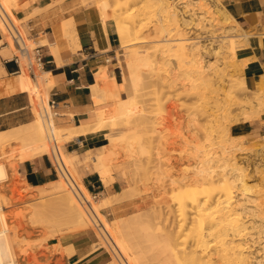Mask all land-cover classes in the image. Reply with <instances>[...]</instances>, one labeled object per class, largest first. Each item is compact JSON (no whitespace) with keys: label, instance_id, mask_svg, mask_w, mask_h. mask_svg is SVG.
Here are the masks:
<instances>
[{"label":"rangeland","instance_id":"obj_1","mask_svg":"<svg viewBox=\"0 0 264 264\" xmlns=\"http://www.w3.org/2000/svg\"><path fill=\"white\" fill-rule=\"evenodd\" d=\"M80 1L84 5H92L98 10L94 3L89 2L90 0ZM129 1L131 0H109L108 11L119 13L118 11L130 7L128 12H132L134 18L143 19L142 22L143 24L145 23L143 27L144 32L140 35L142 41L139 40L130 46H122L120 39L115 33L114 21L112 19L107 21L106 24L113 39L110 54L113 56L112 60L114 63L108 61L106 66H99L93 71L94 78L100 80L98 81L97 88L95 87L94 89V87L90 85L94 107L89 114L97 113L102 109L105 110L106 115H111L112 109V114L114 113L113 107L116 102L115 97L114 99H112V97L110 100L108 94L103 93L100 90V87L108 86L111 90L117 89L118 97L129 98L132 117L130 116L131 118L128 121L126 119L120 120V122L114 121V124L112 123L104 128L89 129L93 131L103 129L99 146L94 149H88L80 155L73 156L74 158L72 159V162L71 159L65 161L66 168L69 166L67 169L68 171H66L70 173V176H68L66 171H63L64 174L67 175L65 176L67 181L72 183L73 186L70 184L72 187L75 185L74 180L79 176L82 180L85 171H97L100 174L103 181V187L97 189V191H92L88 188L90 194L86 193L83 195L89 200L90 204L95 202V204L99 205V212L95 214L96 216H92H94V220H100L96 221L98 224L101 222L106 227L109 236L114 241L112 247L116 254H118L117 258L113 256L108 247V249L106 248L101 236L98 234V227L89 220V217H85V222L81 225L67 222L64 217L65 214L61 210L52 208L50 211H44L42 204L44 202H51L54 199L52 198L54 194L42 197L39 196L41 195V190L39 189H44L42 192L49 193L50 184L44 183L38 187L33 186V188L25 187L23 183L25 179L23 178L22 162H19L20 159L18 157L19 151L22 149L21 147H24L23 145L26 141L10 139L0 146V163L5 162L7 164L6 168H8L6 169V177L4 178L3 176V178L1 177L0 179V199L3 204V212L7 218L9 226L8 231H10V233L14 232V235H12L13 243L15 242V252L18 256V264H51L52 261L50 260L48 263L40 262V256L46 254L45 250L66 254L67 247L61 245L62 238L83 234H86L93 239L94 247H99L103 250L106 260L105 264H119L117 259L121 260L122 264H164L166 257H170L172 246V241L170 240V244V241L165 238V233L167 231H174L176 228L175 225H177V219L171 208L174 206V201H172L170 196L172 188L171 179L175 178L174 180H178L182 176L191 175L190 170L192 172L193 165H195L194 157L198 153L201 154V156L203 154H206L207 156H209V154L211 156L214 154L213 156L215 157V155L217 156V154L224 149L222 153L228 158V161L226 160V162L231 163L235 160L234 162H237L236 166H241L244 169V179L247 184L246 186L250 188L249 193L252 196L251 199L262 205L261 207H263L264 210V204H262L264 203V138L262 137L264 132L258 130L239 132L236 129L237 126L243 122H253L255 120H259L264 127V119H261V113L264 112V104L261 105V103L257 102V104L254 105V103L251 102L256 96L254 92L258 91L260 88L264 89V84L260 85L256 83V88L253 90L242 87L241 82L242 80L244 81L242 73L243 60L239 59L237 54L241 48L247 45L248 37L256 32L258 20L246 27L237 17H235L231 10V6L239 0H217L218 4L222 5L232 18L236 20L230 22L232 24H238L236 26L238 29L235 31L236 38L235 36L231 38L233 43H235H232L235 45V47H233L234 55L226 60L228 65L225 70L227 71H224L222 78L217 79L218 89L216 91H211L208 88L203 90V87L200 88L203 91V93H201L200 90H196V88H193L192 86L193 83L198 82L194 81V77H190V74H188L190 68L188 63L172 55H168L169 57L166 56L165 64H160L159 61L155 59L160 52L158 51L160 50V42H158L160 37H158V34L155 36L156 33L151 28H153L152 26L158 21L157 18H159V15L158 13H155L157 10L155 8H151L150 10L149 8L147 11L151 14L146 12L145 15H140V9L137 7L138 5L134 4L133 0V2ZM177 1L179 2L180 0ZM19 3L20 0H18V7L15 6L16 4L11 7L13 13L14 10L20 7ZM178 5H182V3ZM179 6L178 8H180ZM194 6L196 5L191 7L194 9L196 8ZM206 6H208V4ZM181 8L185 9L187 6L185 8L182 6ZM209 10H212V7ZM207 13H211L209 14L210 16H213L215 13L212 14L211 11L206 12L205 14V18L207 19H204L203 23H205L204 26L207 25L206 28L208 27L210 29L207 28L206 30L204 26V29L202 28V30L201 27H191L189 32L191 33V36H196L200 41L199 43H203L202 46L206 44L204 49H201V54L203 53L201 55L203 56V62L214 61L215 63L217 61L216 63H221L220 58L224 55L221 54L222 49L220 50L221 53L219 52L221 54H219V56L217 53L214 54L213 46L218 44L220 39L222 41L226 40V37H223V34H226V28L224 27L227 25L225 26V23H223L224 21L214 17L216 14L213 17H210ZM16 18L17 19H14V22L30 46L44 43L50 47V52L53 54L51 48L52 45L48 41L47 33L41 31L37 34H30L23 22L27 18ZM209 18L214 20L215 23L211 20L210 22ZM68 20L69 18L64 19V23ZM220 22L224 24V27ZM172 27L173 25L169 26V28ZM153 33H155V35ZM174 33L175 30H171V38L177 36L174 35ZM2 34L3 39H5L6 34L4 30H2ZM42 37L43 39L45 38V40L42 41ZM64 37L68 39V45L70 46H68L69 49L72 52H76L79 46L72 47L73 43L70 42L69 32L66 29L64 30ZM206 46L208 47V50L205 49ZM71 47L75 49L72 50ZM132 49L139 50L141 54L147 53L152 61L150 66L146 65L142 67L144 71L141 82L135 87H133L134 85L132 82L133 86H131L133 88L129 85L131 84V82H129L130 79L128 78L130 74H128L129 71L126 72L128 68L127 65H125L127 62L125 60L128 59L127 52ZM203 50L204 52L207 50V52L204 53ZM13 51L14 48L10 45L9 49L6 50L3 55L10 56V53ZM205 54H207V56ZM162 61L163 60H160V62ZM113 65H116V81L110 80L108 75V69ZM102 68L103 71L104 68L106 69L105 77L107 78L104 77L105 73L102 72ZM23 71H25V69H22V72ZM160 73L162 75L168 74L170 76L169 80L173 79L170 86H168L166 81L163 82L160 80L162 76ZM39 74H43V71H40L37 76H39ZM34 79L32 80L35 81ZM124 81L125 85H123ZM40 85L41 88L45 87L46 89H49L51 86L50 83ZM35 88L36 86H34V89ZM235 88H237L236 91H238V93H231L230 91ZM36 90L37 89H35V91ZM26 93L28 95H23L24 102L27 104L28 110L31 112L27 117L26 122H28L32 119L33 115L30 103L27 99V97L30 96L29 93H31V91H26ZM99 93L102 95L104 94V96L101 95L102 98L107 99H103V102L100 101L99 99H101V97L99 96ZM39 115L37 117L38 119L40 118ZM52 115L55 116L54 114ZM96 120H98V117ZM62 131H64V129L60 132ZM118 132L121 137L118 138V140H115L114 146L111 147V144L108 142H110L109 140L111 138H115L113 135ZM56 134L57 133H55V139L57 138L56 143H58L57 146L61 155V152H67L66 145L74 136H76L75 134L77 133H69V136L67 133L64 134V132L63 135L59 134L60 136ZM232 135H236L237 137L233 138ZM139 148H141L143 152L139 151ZM42 156L46 157L56 168L57 171L55 178L61 179L58 170L59 167L61 169V165L59 160H57V157L55 163L51 154L47 153ZM98 156L102 157L101 162L97 160ZM223 162V159H218L212 164L213 168L219 170V168H221L219 165L223 166ZM61 180L66 184V187H69V184H67L68 182L66 183L64 180V176ZM112 183L113 185L111 186ZM68 190L70 189L68 188ZM93 192H96L98 195L96 198H92V200L90 196ZM109 192H112L111 195H108ZM237 192L238 189L235 190L234 194ZM168 197L171 198L173 205ZM80 200L83 202L81 197ZM122 201H128L129 205H127V207L122 205V208L119 210L114 209V204ZM82 204H85V202ZM167 205H170L171 207H166ZM41 209L43 213H40ZM160 213L162 214L160 215ZM247 214L248 213H246V215ZM261 216H263L264 219V215ZM244 217L247 220H251L250 218H252L248 215ZM245 218L243 219L245 220ZM153 219L155 221H153ZM155 222H159V224H156ZM248 223L250 224L251 222ZM255 223L257 224V222ZM217 228H213L214 230L212 229V236L209 235V237H206L208 238L207 244L210 240L207 245V248L209 246V249H207L209 252H215L220 249L222 242L227 240V238H230V235H225L226 232L224 229ZM255 228H258V226ZM255 228H253L252 231L251 229H249L250 231L245 229L243 232H247L248 230L251 233H244L242 237L246 238V236H250V234L255 236V231L257 230ZM217 230H220V232L218 233ZM118 231H120V234ZM178 236H180V233L177 232L175 234L174 231L173 238L178 241L180 239ZM50 237H53L54 240H60L58 244L53 246L52 250L45 245V241ZM166 242L169 243V247L167 245V248ZM261 244L262 243L258 242L252 243L251 247H249L251 250L249 249V251H252V255L257 254L255 258H259V261L264 264V250L260 249ZM213 249L215 251H213ZM29 256L31 257L28 261L27 258ZM112 259H115V261ZM256 259L252 258V264H257V261H255ZM57 264H65V262L57 261Z\"/></svg>","mask_w":264,"mask_h":264},{"label":"bare ground","instance_id":"obj_2","mask_svg":"<svg viewBox=\"0 0 264 264\" xmlns=\"http://www.w3.org/2000/svg\"><path fill=\"white\" fill-rule=\"evenodd\" d=\"M131 1H129V2H131ZM133 1L132 2L134 4L138 5L137 7H138V9H140V12H139L140 15H142V14L145 15L146 12H149V11H147L149 8H150V10H151V8L152 9L155 8L157 10V12H155V13H158V15H159V18H157V20H158L157 23L154 26H152L153 28H151L156 33V35H155V33H153V34L155 36H157V34H158L159 35L158 37H160V39L158 41V42H160V46H159L160 50H158L160 52H159V54H157L155 59L157 61H159L160 64H165V61L167 58L166 56H168V55H172L174 57L180 58L182 61L188 63V65L190 67L188 74H190V77H194V81L198 82V83H193V85H192L193 88H196V90H200L201 93H203V91L200 88H203V87H204L203 90H205V88L206 89L208 88L211 91H216L218 89L217 79L222 78V75H224V71L225 72L227 71V70H225L227 65H228L226 60H228V58L230 56L232 57L234 55L233 47H235V45H233V44H235V43H233V40L231 38L234 36L236 38V35H235L236 32L235 31L238 29L236 27L238 24L236 25L235 23L232 24L230 22L232 20L233 21H236V20H234V18H232V16L228 13V11L222 5L218 4L217 0H180L179 2L177 0H133ZM200 1H202V2H200ZM89 2L94 3L95 6L98 8L99 11L98 10L97 11L99 13V17H100V20L102 21V24L105 23L107 20H110V19H112L114 21L115 33L118 36V38L120 39L122 46H128V45L130 46L131 44H134V43L138 42L139 40H141L140 35H142V33L144 32L143 27H144L145 23L143 24V22H142L143 19L134 18L133 17L134 15H132V12H128L130 10V7L128 9L120 10L122 12L118 11L119 13H115V11H114V13H113V12L108 11L109 10V3H110L109 0H90ZM80 3H82V2H80ZM180 3H182V5L179 6L178 4H180ZM17 4H18V0H0V5L3 7V9L6 12H7V9L12 7L13 5L18 7ZM207 4H208V6H206ZM190 5L191 6L196 5V6H194L196 8L193 9ZM178 6L180 8L182 6L184 8L187 6V8H185V9L181 8L180 9V8H178ZM203 7H206V8H203ZM211 7H212V10H209ZM211 11H212V14L213 13L216 14V15L213 14V16L215 15L214 17H217V19L224 21L223 23H225V26L227 25L226 27H224V24L221 23L222 21L220 22L221 24H223V27L226 28V34L222 31L224 33V34L222 33L224 35V36L223 35L222 36L226 37V40L222 41L220 39L218 44L213 46L214 54L217 53L219 55L221 53V51H222L221 54H224L220 58L221 63H216L217 61L215 63H214V61L203 62L202 61L203 56H201L203 53L201 54V51H202L201 49H204L206 44H204L202 46L203 43L202 44L199 43L200 41L196 38V36L195 35L191 36V33L189 32L191 27H194V28L201 27V30H202V28L205 24V23H203L204 19H207V18H205V16H206L205 14H206V12H211ZM209 14H211V13H209ZM209 14L207 13V15H209ZM210 20H211V18H209V21ZM211 21L214 22V20H211ZM206 23H207V21H206ZM170 25H173V27L169 28ZM206 26H204V28L207 30L208 27L206 28ZM62 28L64 30L65 29L68 30L70 42L73 43V45L71 44L72 47L73 46H75V47L79 46L77 33H76L75 28H74L72 18H69V20L64 23V26ZM208 29H210V28H208ZM171 30H173V31L175 30L174 35H177V36L171 38L170 37ZM171 35H173V34H171ZM43 40H45V38L43 39V37H42V41ZM67 41H68V39H67ZM67 46H69V45H67ZM51 48H52L53 54L58 55L57 54V52H58L57 47L54 45V46H51ZM207 48L208 47L206 46L205 49H207ZM74 49L72 48V50H74ZM210 49H211V47H210ZM207 50H206V52H207ZM69 51H71V50H69ZM203 52H204V50H203ZM206 52H204V53H206ZM127 54H128V59L125 60V61H127L125 65H127V68H128V70L126 72L129 71L128 74H130V76H131V78H130V76L128 77L130 79L129 82H131V84H129V85L131 86L132 82H133L134 86L133 85L132 86L135 87V86L139 85V83L141 82V79L143 77V71L144 70L142 67L146 66V65L150 66L152 61L150 60L147 53L141 54L139 52V50H137V49H132L131 51H128ZM205 55L207 56V54H205ZM218 57H216V58H218ZM160 60H163V61L160 62ZM243 64H244V62L242 61V65ZM243 67H244V65H243ZM127 68H125V69H127ZM162 68H163V66H162ZM234 70H235V68H234ZM23 72L26 75H28V77L31 79L35 95H37V92H38L37 90H36L37 92L35 91V89H37L38 85L44 84L48 80L51 81L50 75L47 72H43V74H39V76H36L35 79L31 78L26 71H23ZM102 72L105 73V74L103 73L104 77H105L106 76V69L104 68V71H103V68H102ZM120 74H121V70H120ZM96 77H97V75H96ZM105 78H107V77H105ZM32 79H34L35 81H33ZM169 79H170V76L168 74L167 75L164 74L160 78V80H162L163 82L166 81L168 86H170V83H172L173 79H171V80H169ZM240 79H241V77H240ZM243 79H244V77H243ZM99 80L95 79V78L93 79V83L91 85L94 87V89H95V87L96 88L98 87L97 84H98ZM106 81H107V79H106ZM256 83H258L260 85L264 84V74H262L260 76V78L258 79V81ZM123 85H125V81H124ZM123 85H122V88H123ZM241 85L243 88L248 89L243 80L241 82ZM34 86H36L35 89H34ZM219 86H220V83H219ZM114 87L116 88L115 85H114ZM100 90L103 93H107L110 100L112 97H113L112 99H114V97H115L116 102L114 103V107H113L114 113L113 114H112L113 109L111 110V115H109V114L106 115L105 110H104L98 116V120H96L90 126L80 125V126H76L75 128H74V126L64 127L62 129L56 128L51 123V118L53 115H52L50 109L48 108V105H46L42 108V106L40 104L39 96L37 95L36 98H37V104H39L38 108H39L40 118L39 119L36 118V119H34V121H31L30 123H27L26 125H20L16 128H12V129L0 132V146L10 139L25 140L26 143L23 145L24 147H21L22 149L19 151V157L18 158L20 160H24V159H27L29 157L35 156V155H42V154H45L46 152H52L54 154V150H53L52 145H51V140H52V137H55V133H57L56 135H59V134L63 135V132H64V134L67 133V135L69 136L70 135L69 133H72V132L76 133V132H81V131L84 132L86 130L94 129V128H104V127H106L112 123L114 124L115 122H118V121L120 122V120H123V119H126L127 121L130 120V118L132 117V115H131L132 111L130 110L129 98L118 97V94L116 91L117 89L111 90L108 86L107 87H100ZM236 90H237V88L233 89L230 92L236 94V93H238V91H236ZM93 91H95V90H93ZM96 91H98V90H96ZM242 91H245V90H242ZM246 92H247V90H246ZM254 93L256 96L254 97V99H252L251 102L254 103V105L257 104V102H259V103H261V105H263L264 104V89L260 88L258 91L254 92ZM101 95L102 94L99 93V96L101 97V99H99V100L103 102L107 98L104 99V98H102V96H104V94L102 96ZM99 100H97V101H99ZM113 102H114V100H113ZM261 105H260V107H261ZM112 106H113V104H112ZM252 107H254V106H252ZM110 108H112V107H110ZM63 129H64V131L60 132ZM68 136H66V137H68ZM113 136L116 139L115 138H113V139L109 138L110 142H108L109 144H111V147L114 146L115 140H118V138L121 137L119 132L117 134H114ZM232 137L235 138L237 136L232 135ZM25 145H26V147H25ZM140 149L141 148H139V151H142V149L141 150ZM223 150L220 151V153L217 154V156L215 155V157L213 156L214 155L213 153H211V154H213L212 156L210 154H209V156H207L206 154H203L202 156L199 153L196 154V156L194 157L195 158V160H194L195 165H193L192 172L190 170L191 175L182 176L178 180L177 179L174 180L175 178L171 179L172 188H171L170 196L172 198V201H174V206L173 207H171L170 205L169 206L172 208V212L177 219V225H175L176 228L174 227L175 228L174 231H175V234L177 232L180 233V236H178V237H180V239L177 241L173 238L174 231H167L165 233V238L168 239L169 241L170 240L172 241V246H171L170 257H166V259L164 260V264H252V261H253L252 258L256 259L255 256H257V254L252 255V251H249V249H250L249 247H251L252 243H255V242L262 243L260 249L264 250V240H263L264 239V219H263V216H261V215H264L263 207H261L262 205H260L257 202H254V200L251 199L252 196L249 193L250 188L246 186L247 184H246V181L244 179V173H243L244 169L241 166H236L237 162H234L235 160L231 163H227L226 160L228 161V158L225 157L226 156L225 154L223 155V153H222ZM190 156H192V155H190ZM94 159H95V157H94ZM186 159H187V157H186ZM213 159H214V162H213ZM218 159H220V160L223 159L224 162H223V166L219 165V167H221V168H219V170L218 169L216 170L213 168L212 164L215 163V161H217ZM229 159L232 160L231 158H229ZM66 160L68 161L70 159H66ZM97 160L101 162L102 157L98 156ZM160 161H162V160H160ZM211 162H213V163H211ZM13 164H12V166H13ZM6 167H7V164L5 162L0 163V179H1V177L3 178V176H4V178L6 177L5 176L7 173L6 169H8ZM68 168H69V166H68ZM68 168H66V165H64L63 167L61 166L62 174H64V172ZM69 174L70 173H68V176H70ZM185 175H186V173H185ZM63 176H64L65 182L66 183L68 182L67 184H69V187L68 186L66 187V184H64L62 182V180H61L62 177H61V179H56L54 181L48 182L50 184V188H49L50 192L49 193H44V192H42V191H44V189L43 190L39 189V190H41V195H39V196L43 197L45 195H50V194L53 195L54 194L52 197L54 199L51 202L45 203L41 199L44 202L42 204L43 205L42 208L44 209L45 212L52 210V208L61 210L65 214L64 217L67 220V222L74 223V224H81L82 225L85 222V217H89V220H91L92 223H94V225H96L98 227V234L101 236L103 243L106 246V248L108 247L110 249V251L112 252L113 256L115 258H117L118 254H116V252L114 251V248L112 247V244L114 243V241L109 236L106 227L103 225V223L100 222L98 224V222H96L99 219L94 220V216H96L95 214H97L99 212V205L95 204V202H92L93 204H90L89 200L83 194L80 193V191L78 190L76 185H74V187H72L73 186L72 183L71 182L69 183V181H67V179L65 177L67 175L64 174ZM70 184L72 186H70ZM68 188L71 191L68 190ZM236 189H238V192L236 194H234ZM79 195L83 199V202H85V204H82L83 202L80 200ZM171 198H169L170 202H171ZM171 203L173 205V202H171ZM262 204H264V203H262ZM169 206L167 205L166 207H169ZM156 211H154V212H156ZM34 212L36 213L35 210H34ZM45 212H44V214H45ZM40 213H43L42 209H41ZM246 213H248L247 214L248 216L252 217V218H250L251 220H247L244 217V216H247ZM153 214H155V213H153ZM161 214L162 213H160V215ZM92 215H94V216H92ZM154 217H155V215H154ZM97 218H98V216H97ZM243 218H245V220ZM247 218H249V217H247ZM153 221H155V220L153 219ZM248 222H251V223L249 224ZM255 222H257V224ZM155 223L159 224V222H155ZM256 226H258V228H255ZM259 227H261V228H259ZM213 228L224 229V231L226 232L225 235H230V238H227V240H224L223 242L221 241L222 242L221 248L216 250V251L213 249V251H215V252L211 251L212 252L211 253L207 250V249H209V246L207 248V245L209 244L210 240L208 241V244H207L208 238H206V237L207 236L209 237V235L212 236V233L214 230ZM253 228L257 229L255 231V234H256L255 236H253V234H250V236H246V238L242 237L244 233L249 232L250 231L249 229H251V231H252ZM245 229H248L249 231L247 230V232L246 231L243 232ZM8 230H9V226H8L7 218L3 212V204H2V201L0 199V264H18V259H17L18 256L15 252V245H14L15 242L13 243L14 232L10 233V231H8ZM215 231H216V229H215ZM227 231H228V233H227ZM118 232L120 234V231H118ZM219 232H220V230L218 231V233ZM221 233H222V230H221ZM249 233H251V232H249ZM8 234H9V237H8ZM214 234H217V233H214ZM220 235H218V236H220ZM171 241H170V244H171ZM168 242H166V248H167V245L169 247ZM212 244H214V243H212ZM217 247H219V246H217ZM113 261H115V259ZM255 261H257V264L261 263L259 261V258H257ZM117 262H119V264H122L121 260L117 259Z\"/></svg>","mask_w":264,"mask_h":264},{"label":"crops","instance_id":"obj_3","mask_svg":"<svg viewBox=\"0 0 264 264\" xmlns=\"http://www.w3.org/2000/svg\"><path fill=\"white\" fill-rule=\"evenodd\" d=\"M20 1V7L14 10V13L11 7L7 10L6 13L10 19L14 21L16 17L27 18L23 22L28 32L37 34L44 31L48 34L50 44L58 49V55H54L50 52V47L43 44V53L49 60L43 72L49 73L51 81L48 80L46 83H50L51 86L46 89L38 85V92L36 91L42 108L48 105L47 100L52 99L56 102L53 108L56 114L51 118L52 125L56 128H64L94 123L104 109L89 114L94 107L90 92V85L94 79L93 71L99 66H106L108 61L113 62V56L110 54L113 39L106 24L108 20L102 24L96 8L92 5H84L80 3V0ZM231 10L246 27L258 20L256 32L248 37L247 45L237 53L239 59H244L242 73L245 85L253 90L260 76L264 74V0H239L231 6ZM67 18H72L77 33L79 49L77 48L76 52L69 51L68 41L64 37L62 27L64 19ZM2 30L4 28L0 20V132L26 125L39 115L37 95L33 90L31 79L24 72H17V66L11 59L12 53L10 56L3 55L9 46L3 43ZM115 69L116 65L108 69L110 80L116 81ZM26 91H31L27 99L33 115L28 122H26L27 117L31 112L23 98V95H28ZM261 119H264V112L261 113ZM236 129L239 132L252 130L264 132V127L259 120L243 122ZM102 131L103 129L76 132V136L66 145L68 153L61 152L60 165L63 167L66 159H71L72 162L73 156L98 147ZM262 137L264 138V135ZM47 153L56 159L52 152L45 154ZM42 155L19 161L22 162L25 187L40 186L56 180V168ZM58 170L63 177L60 167ZM74 182L81 194L89 193L88 188L97 191L103 187L102 178L97 171H85L82 180L79 176ZM111 193L109 192L108 195ZM127 203L128 201L116 203L114 209L119 210L122 205L127 207L129 205ZM59 242L60 240L50 237L45 241V245L52 250L53 246ZM61 245L67 247L66 254L45 250L46 254L40 256V262L48 263L50 260L51 264H57V261L65 262V264H105L103 250L94 247L93 239L86 234L63 237ZM30 257L27 258L28 261Z\"/></svg>","mask_w":264,"mask_h":264},{"label":"built area","instance_id":"obj_4","mask_svg":"<svg viewBox=\"0 0 264 264\" xmlns=\"http://www.w3.org/2000/svg\"><path fill=\"white\" fill-rule=\"evenodd\" d=\"M0 20L2 22L4 31H5V39H3V43L8 46H12L14 51L11 54V59L15 62L17 66V72H22V69H25L31 78H35L40 71H43L45 64L49 62L45 58V54L43 53L42 46L43 44H34L29 45L26 42V39L20 32L16 23L10 19L7 15L6 11L0 5ZM26 42H24V41ZM48 108L50 109L52 114H56V111L53 108L56 105L54 100H47ZM51 145L53 150H55V156L60 163V152L56 143L55 137H52ZM54 158V157H53ZM55 163L56 159L54 158ZM97 193L93 192L91 194V198H96Z\"/></svg>","mask_w":264,"mask_h":264}]
</instances>
